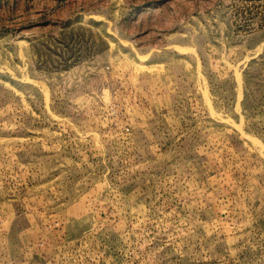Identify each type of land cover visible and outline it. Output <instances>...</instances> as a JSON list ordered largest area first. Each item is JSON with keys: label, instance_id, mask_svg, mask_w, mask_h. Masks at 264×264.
Listing matches in <instances>:
<instances>
[{"label": "rangeland", "instance_id": "374dc122", "mask_svg": "<svg viewBox=\"0 0 264 264\" xmlns=\"http://www.w3.org/2000/svg\"><path fill=\"white\" fill-rule=\"evenodd\" d=\"M0 264H264V0H0Z\"/></svg>", "mask_w": 264, "mask_h": 264}, {"label": "built area", "instance_id": "2783aa9c", "mask_svg": "<svg viewBox=\"0 0 264 264\" xmlns=\"http://www.w3.org/2000/svg\"><path fill=\"white\" fill-rule=\"evenodd\" d=\"M126 130H128V128H126Z\"/></svg>", "mask_w": 264, "mask_h": 264}]
</instances>
